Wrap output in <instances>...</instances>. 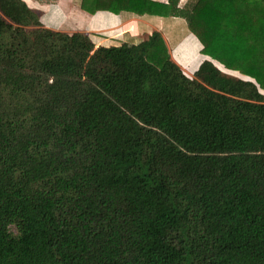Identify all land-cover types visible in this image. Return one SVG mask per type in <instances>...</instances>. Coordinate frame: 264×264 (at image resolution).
<instances>
[{
	"label": "trees",
	"instance_id": "16d2710c",
	"mask_svg": "<svg viewBox=\"0 0 264 264\" xmlns=\"http://www.w3.org/2000/svg\"><path fill=\"white\" fill-rule=\"evenodd\" d=\"M179 3L80 9L183 19L191 76L0 0V264H264V0Z\"/></svg>",
	"mask_w": 264,
	"mask_h": 264
},
{
	"label": "crops",
	"instance_id": "0c3cea01",
	"mask_svg": "<svg viewBox=\"0 0 264 264\" xmlns=\"http://www.w3.org/2000/svg\"><path fill=\"white\" fill-rule=\"evenodd\" d=\"M22 1L30 9L39 13V21L45 28L68 34L73 32L87 33L95 47L117 46L126 36L142 37L157 31L163 36L171 58L183 71L186 70L192 75L204 59V56L199 54V45L196 44L189 34L186 24L183 26L181 21L184 20L180 18H164L150 15L137 16L124 11L116 15L107 11H98L91 15L80 9L81 0ZM152 1L166 3L167 0ZM186 1L180 0L179 6L182 7ZM174 27L178 28L179 31H181V27L184 28V33L182 32L183 35H180L178 39L176 37L173 42H170L175 35L172 30ZM189 40L191 45L187 43ZM186 53L188 54L187 57H185ZM215 65L219 64L215 63ZM241 77L244 78L243 76Z\"/></svg>",
	"mask_w": 264,
	"mask_h": 264
},
{
	"label": "rangeland",
	"instance_id": "374dc122",
	"mask_svg": "<svg viewBox=\"0 0 264 264\" xmlns=\"http://www.w3.org/2000/svg\"><path fill=\"white\" fill-rule=\"evenodd\" d=\"M182 22V24H183V26H184V24H186L185 23V21H181ZM186 29H187V27H186ZM173 30V32L175 33V35L173 36V38H172V40H170V42H173L174 41V39L177 37V39L180 37V35H183L182 34V32L184 33V28H182L181 27V31H179V29L178 28H176V27H174V29H172ZM186 32V31H185ZM168 37V36H167ZM193 38V37H192ZM194 39V41L196 42V44L198 45V43H197V41H196V39L195 38H193ZM187 43H188V45H191V43H190V40L189 41H187ZM171 44V43H170ZM195 44V45H196ZM178 56H179V54H178ZM188 56V54L186 53L185 54V57H187ZM180 57V56H179ZM220 65H217V67H219ZM220 69H222V70H224L221 66L219 67ZM184 72L187 74V75H189V76H191V74H189L186 70H184ZM227 74H231V75H233V76H237V77H240L239 75H237L236 73H232V72H226ZM264 94V93H263Z\"/></svg>",
	"mask_w": 264,
	"mask_h": 264
}]
</instances>
